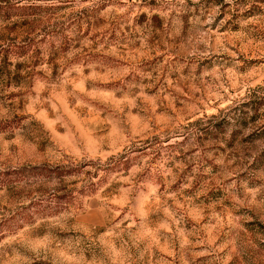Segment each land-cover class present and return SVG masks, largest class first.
Returning <instances> with one entry per match:
<instances>
[{"label": "rangeland", "instance_id": "374dc122", "mask_svg": "<svg viewBox=\"0 0 264 264\" xmlns=\"http://www.w3.org/2000/svg\"><path fill=\"white\" fill-rule=\"evenodd\" d=\"M0 264H264V0H0Z\"/></svg>", "mask_w": 264, "mask_h": 264}, {"label": "trees", "instance_id": "16d2710c", "mask_svg": "<svg viewBox=\"0 0 264 264\" xmlns=\"http://www.w3.org/2000/svg\"><path fill=\"white\" fill-rule=\"evenodd\" d=\"M58 174H63V173H58Z\"/></svg>", "mask_w": 264, "mask_h": 264}]
</instances>
